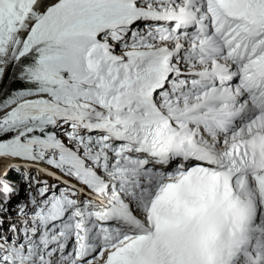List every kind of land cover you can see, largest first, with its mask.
<instances>
[{
    "label": "snow or ice",
    "instance_id": "obj_1",
    "mask_svg": "<svg viewBox=\"0 0 264 264\" xmlns=\"http://www.w3.org/2000/svg\"><path fill=\"white\" fill-rule=\"evenodd\" d=\"M0 264H264V0H0Z\"/></svg>",
    "mask_w": 264,
    "mask_h": 264
}]
</instances>
